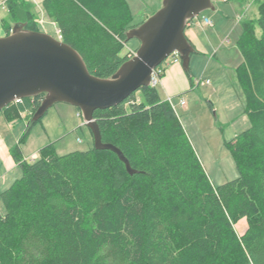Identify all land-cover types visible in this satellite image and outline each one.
<instances>
[{"label": "trees", "instance_id": "trees-1", "mask_svg": "<svg viewBox=\"0 0 264 264\" xmlns=\"http://www.w3.org/2000/svg\"><path fill=\"white\" fill-rule=\"evenodd\" d=\"M257 1V19L242 20L236 41L251 124L224 141L238 176L214 185L178 113L157 88L142 86L94 111L103 141L119 147L135 172L113 150L95 148L93 133L88 149L59 154L50 143L32 160H22L17 145L22 175L0 192V264H264V1ZM6 4L13 24L40 30L30 1ZM42 5L61 40L100 77L133 56L127 31L147 19L132 24L127 0ZM44 96L2 111L12 120L29 110L30 129ZM243 217L247 228L238 231Z\"/></svg>", "mask_w": 264, "mask_h": 264}, {"label": "rangeland", "instance_id": "rangeland-1", "mask_svg": "<svg viewBox=\"0 0 264 264\" xmlns=\"http://www.w3.org/2000/svg\"><path fill=\"white\" fill-rule=\"evenodd\" d=\"M32 1L33 9L40 15L42 11L39 4L36 0ZM0 2V14L11 20L7 4H3V0ZM127 2L134 17L132 24H137L157 11L163 0ZM212 2L215 10H219L218 13H215L214 9H207L194 17V20L200 22L205 15L214 14L212 19L215 24H218L219 20L221 24L214 28L207 25L203 31L199 29L202 50L197 51L196 48L192 53L189 70L184 69L181 61L180 65L189 87L174 98V103L211 182L219 185L238 176L235 160L224 141L231 140L251 124L249 116L245 113V92L236 73L237 66L243 60L236 41L242 32V20L257 19L258 1ZM239 14L243 15L241 21H237ZM225 15L230 19H225ZM39 28L42 31V27ZM46 29L56 37L54 26L49 25ZM136 46H140V41L132 38L127 42L126 50L135 53ZM171 57L161 65L165 66ZM200 78L202 81L198 82ZM157 88L161 96H164L160 84ZM181 98L186 100V106L180 104ZM28 121L26 114L8 120L4 112L0 111V192L22 174V168L14 156L17 145V153L22 160H31L34 152L50 143L55 144L59 154L85 150L93 145L92 132L85 124L80 109L70 103L56 102L30 129ZM5 211L0 197V213ZM246 228L247 221L243 217L238 221L237 229L243 231Z\"/></svg>", "mask_w": 264, "mask_h": 264}, {"label": "water", "instance_id": "water-1", "mask_svg": "<svg viewBox=\"0 0 264 264\" xmlns=\"http://www.w3.org/2000/svg\"><path fill=\"white\" fill-rule=\"evenodd\" d=\"M207 9H215L212 0H163L157 11L127 31V40L137 38L140 46L110 77L92 74L80 53L65 41L16 22L10 34L0 36V111L18 98L44 93L33 124L56 102L70 103L80 109L95 148L113 150L127 170L135 172L119 147L103 141L94 111L115 106L148 86L153 68L173 53L189 70L195 47L185 29Z\"/></svg>", "mask_w": 264, "mask_h": 264}, {"label": "crops", "instance_id": "crops-1", "mask_svg": "<svg viewBox=\"0 0 264 264\" xmlns=\"http://www.w3.org/2000/svg\"><path fill=\"white\" fill-rule=\"evenodd\" d=\"M28 1H30L32 3V6H34L32 0H28ZM36 2H37V4H39L38 6L40 7V9L42 11V13L41 12L39 13L40 15H37V13H36V20L39 22L38 23L39 27H42V31L50 33L46 29L47 26L48 27H49V25L54 26V28H55L54 30L56 31V37L61 39L62 36H61V31L58 27V24L54 19H52L51 17H49L47 15V13L44 10L43 5H42L43 0H36ZM32 8H34V7H32ZM217 11H219V10L214 9L215 13H218ZM213 15L212 14L205 15L203 20H201L200 22H196L193 18L192 20L188 21V23H187L185 33H186L187 37L189 38L190 42H192V44L194 45L195 50L197 48V51L202 50L200 47L201 46V40H200L199 29L203 31L208 26H211L214 28L216 25L221 24L220 20L218 21V24H215L214 19H212ZM224 17H225V19H230V17L227 15H225ZM6 19L7 18L5 16L0 14V36L7 35V29L2 24V20H6ZM206 19L212 21V25L207 24L205 22ZM7 21H9L11 24H13L12 20L8 19ZM13 26H14V24H13ZM213 31L215 32L214 29H213ZM180 63H181V60L175 61L174 58H171L167 63V68L165 70L164 76L161 77V81H160L161 93H163L164 96H161L160 93H159V95L163 100H167L169 97H172L174 99L176 96H179L180 94H182L183 91L189 87V85H188L189 83L187 82V80L185 78V75H184V72H183V69H182V66L180 65ZM158 92H159V90H158ZM186 105H187V103L184 106H186ZM28 113H30L29 110L21 112V114H24V115L26 114V116ZM38 156H39V150H37L36 152L33 153L32 159H36ZM19 177H17V178H19ZM12 183H13V181L11 182V184ZM11 184L9 183L7 185V187H9ZM7 187H5L4 189H6Z\"/></svg>", "mask_w": 264, "mask_h": 264}, {"label": "built area", "instance_id": "built-area-1", "mask_svg": "<svg viewBox=\"0 0 264 264\" xmlns=\"http://www.w3.org/2000/svg\"><path fill=\"white\" fill-rule=\"evenodd\" d=\"M224 1H227V0H224ZM0 3H1V2H0ZM2 3H3V4L6 3L5 0H3ZM0 5H1V4H0ZM242 16H243V15H241V14L237 15V21H241ZM205 22H206L207 24H211V25H212V21H210V20H208V19H206ZM171 56H172L171 58H174L175 61H179V60H181L180 57H179V54H178V53H173ZM162 63H163V62H162ZM162 63H161V64H162ZM167 63H168V61L166 62L165 66L167 65ZM161 64H160L159 66L153 68L152 73H151L150 83H149V84H150V86L155 87V88H157V87L159 86L160 81H161V77H162L161 75H162V74L164 73V71H165V66H162ZM200 81H202V78H200V79L198 80V82H200ZM22 99H23V98H18V99H16L14 102H15V103L20 102V101H22ZM167 101L171 104L172 108H174L175 111L177 112V106H176V104L174 103V99H173L172 97H169V98L167 99ZM180 104H181L182 106H184V105L186 104V100H185L184 98H181V99H180ZM177 113H178V112H177ZM79 114H80V112H79Z\"/></svg>", "mask_w": 264, "mask_h": 264}]
</instances>
